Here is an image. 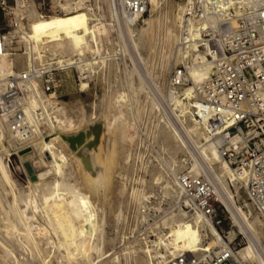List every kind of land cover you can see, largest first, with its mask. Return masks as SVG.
<instances>
[{
  "label": "bare ground",
  "instance_id": "obj_1",
  "mask_svg": "<svg viewBox=\"0 0 264 264\" xmlns=\"http://www.w3.org/2000/svg\"><path fill=\"white\" fill-rule=\"evenodd\" d=\"M104 1L109 4L108 17L114 20L115 24L123 23L129 29L139 28V37L144 36L150 30L152 25L150 18L141 15L126 20L120 9V0ZM160 1L162 0H147L146 9L149 12V17L159 8ZM185 1L178 0L176 4L177 12L173 23L177 26L178 33L183 19ZM215 1L212 10L214 18H230L239 12L249 0ZM56 3L64 10V13L40 16L32 5L27 8L22 13V20L25 17L27 24L20 21L13 32H8L11 38L15 37L13 33L18 34V42H22L27 50L29 49V55L31 52L38 53L40 49L48 47L64 55L68 60L74 59L75 63L82 62V64L76 65L81 71L89 69L93 71L96 65L98 67L107 65V62L112 59L107 58L109 56L100 55L99 45L102 37L108 34L110 21L108 23L100 18H92L87 9L81 6L70 7L69 0H56ZM98 3L97 8H99ZM5 22L7 24L11 22L8 15ZM138 22H141L142 25L139 26ZM206 26V20H201L191 26L189 43L185 50L180 45V38L176 31L174 29L167 31V37L170 39L168 40L174 47L173 62L179 59L183 60L187 68V77L190 80V85L182 87L178 92H172L171 98L169 97L187 137L184 139L170 121H161L163 118L159 117L160 121L156 123V132L162 139L160 147L168 149L173 158L170 162L171 174L168 171L169 166H167L168 170L157 174L155 180H163L164 193L175 201L179 196L175 173L183 167L181 162L176 160L175 154L179 151H186L192 162L189 171L197 174L204 171L205 174L211 176L222 203L230 213L233 226L237 228L238 234H243L247 239V242L238 250L239 260L242 264H264V245H262L264 242V221L256 214L252 215L250 210L242 211V206L237 205L233 194V190L237 192L239 184L244 185L245 176L242 173L236 176L220 157L215 146L208 139L207 122L205 119H198L195 109L192 108L194 105L197 106V88L208 79L213 71L212 63L205 54V48L197 47L193 42L191 43ZM3 39L4 47L0 53V91L5 79L15 73L13 59L10 58L12 54L7 49L10 39L6 35L3 36ZM170 56L172 55L170 54ZM30 63L29 60L28 64ZM133 73L124 66L116 78V86L111 93L105 97L104 95H95V99L91 102L88 100V103L79 110L77 119H73L66 113L65 107L61 105L62 101H56L53 95L43 93L39 83L34 82L28 95L27 110L29 112L34 109L41 110L42 119L37 121L27 113L29 122L34 125L35 134L27 142L20 141L0 121V184L3 185L2 187L0 185V264H99L101 260L103 261L115 252L103 249L102 226L104 225L98 216L95 202L91 201L88 192L83 191L78 184L71 183L69 180L73 176L72 167L64 147L70 146L68 138L77 135L76 133H79V130L81 131L86 124H90V127L87 125L89 128L85 127V131L81 132H85L87 140H83V144H81L85 145L84 148L87 146L89 151L94 150L95 140H99L100 137L105 138L107 130L113 126L117 128L122 141L128 140L125 133L134 128L132 117L136 110V100L133 98L137 93L145 90L142 77L137 73L138 76L134 82ZM179 78L180 72L175 70L174 84L178 83ZM87 87L86 81H80V92L87 90ZM103 105L109 108V110L107 108L110 113L109 117L99 115V107H103ZM152 108L156 110L157 107L154 105ZM99 127L101 131H104V134H99V138L96 135L97 139H94L95 134L92 137V132L97 128L99 130ZM44 130L49 131L46 135L50 136L48 140L43 135ZM85 134L82 135L85 136ZM85 137L82 138L85 139ZM188 140L190 144L192 143L197 155H195L194 149L188 146ZM81 144L79 145L81 146ZM78 147L77 145L74 149L76 150ZM11 148L17 150L29 180L23 194L17 195L18 192L16 194L11 190L10 196H8L9 194L5 193L4 184V181L7 183V180H5L1 169V163ZM74 149L71 152H75ZM83 151L85 152V149ZM74 155L75 153L73 157L76 156ZM86 155H88L87 176L90 179L85 181L90 188V186L95 187L104 181V176L96 165L97 160L94 153L89 152ZM130 157L131 155L127 151L123 160L127 162ZM106 182L109 185V181ZM130 192L131 195L137 196L139 199L147 198L143 190L132 188ZM162 222V227L168 229L156 235L157 239L152 242V248L145 245L143 248L135 245L126 247L125 245L124 249L133 254L135 261L141 260L144 264H162L159 259L161 256L195 252L217 244L218 238L223 239L220 232L210 223L204 225L200 224L197 219H188L183 210H176ZM235 235L236 232L231 229L226 236L232 240ZM20 252L25 254V258L22 257L23 255L20 256ZM138 252H143L144 256H140ZM116 263H118V256L114 255L111 264Z\"/></svg>",
  "mask_w": 264,
  "mask_h": 264
},
{
  "label": "built area",
  "instance_id": "obj_2",
  "mask_svg": "<svg viewBox=\"0 0 264 264\" xmlns=\"http://www.w3.org/2000/svg\"><path fill=\"white\" fill-rule=\"evenodd\" d=\"M98 0H69V6L86 8L92 18L98 19ZM215 0H186L183 19L179 27L180 45L187 49L189 31L193 24L207 21L193 42L205 48L213 71L197 88L196 104L192 106L198 119H205L206 133L220 157L238 176L244 174L245 197L250 209L264 221V0H249L230 18H214ZM40 16L64 13L55 2L46 5L44 0H0V12L11 22L0 26V53L4 47L3 36L7 27L16 29L18 23L27 24L22 13L30 6ZM147 0H120V9L127 20L145 14ZM29 54V52H28ZM31 63L26 68L8 76L0 91V121L20 141H29L34 125L27 113L41 121L39 109L27 110L28 95L33 83L38 82L43 93L55 98L61 89V77L76 71L75 60L44 47L31 52ZM87 73L91 70H84ZM180 78L187 68L179 70ZM84 78V77H83ZM44 130L43 134H45ZM179 196L176 210H183L188 219L200 224L210 223L219 232L217 244L195 252H181L175 256H161L162 264H242L238 250L243 246V234L227 238L223 224L233 226L230 213L221 201L210 175L202 171H186L176 176ZM236 203L237 200H236ZM168 228L162 227L160 231ZM151 231L153 237L154 232ZM239 237V238H238ZM146 240V246L152 245Z\"/></svg>",
  "mask_w": 264,
  "mask_h": 264
},
{
  "label": "rangeland",
  "instance_id": "obj_3",
  "mask_svg": "<svg viewBox=\"0 0 264 264\" xmlns=\"http://www.w3.org/2000/svg\"><path fill=\"white\" fill-rule=\"evenodd\" d=\"M37 1L41 0H33L34 5H36ZM44 2L46 5H49L50 3L54 4L56 0H44ZM98 2V18L108 23L110 21L111 24V26L108 24V34L105 37L103 36V41L101 40L100 42V55L104 57L109 56L107 58H111L112 60L108 61L105 66L101 65L98 67L96 65L95 70L89 73L77 68L74 72L62 75L61 89L56 97V101H62L63 104L61 105L65 107L66 113L73 119H77L79 110L88 103V100L91 102L95 99V95H104L105 97V95L111 93L116 86V78L124 66L134 72V82H136L138 74L142 77L145 90L137 93L133 98L136 100V110H134L132 117L134 128L129 129L125 133V137L128 138L127 141L121 140L120 134L115 126L107 130L105 138H101L99 134H104V131H101L99 127L100 131L97 128L94 130L95 132H92L93 135H91L93 137L95 134L94 139H97V135L98 138L100 137V141L98 139L95 140L96 144L93 145L94 150L92 151H89V148L86 146L88 149L86 151L87 149L84 148L85 145L82 146V144L83 140H87V136L85 132H81L85 131L84 128L87 125H90L86 124L81 131L79 130V133H76H82L86 136L82 135L85 139L82 138V141L79 143H82L81 146L76 144L73 148L68 145L64 147L69 164L72 167L73 176L69 180L71 183L75 182L78 184L83 191L88 192L91 201L93 203L95 202L98 216L102 219L104 225L102 226L104 235L103 249L104 251H115L111 256L105 258L103 261L101 260L99 264H111V259L114 255L118 256V263L116 264H144L141 260L135 261L133 254L124 249L125 245L126 247L135 245L136 247L143 248L146 246V240L150 239L155 241L157 239L156 235L162 233L160 231L163 223L162 220L169 217L171 213L176 212V200L173 201L169 195L164 193L162 188L163 180H155L157 174L160 172L169 169L168 171L171 174L170 162L171 158H173L172 153L168 149H162L160 147L162 139L156 132V123L160 121L159 117L161 116L163 118L161 121H170L184 139L187 137L177 117V111L172 101H170L172 92H178L182 87L190 85L187 74L181 76L178 83L174 84L173 82L175 70L185 67L182 59L178 58L179 60H176V63L173 62L174 47L171 41L169 42V37H167L168 29H174L179 35L178 28L173 23L174 16L177 12L176 4L178 0L160 1L159 8L150 14V17L148 16V10H146L143 17L150 18L152 25L150 30L146 32L148 34L142 37H139V28L129 29L123 23L115 24V21L108 17V2L104 0H98ZM112 22H114L113 25ZM138 23L139 26L142 25L141 22ZM0 26H5V19L1 12ZM14 30V28L7 27L4 30V34L10 39V43L7 44V49L12 54L10 58L13 59V69L16 73L26 68L29 60H31V55L26 54L29 49L27 50L22 42H18V34L13 33L15 37L11 38L8 32H13ZM84 73L86 74L84 75ZM80 81H86L88 83L87 90L83 92L79 91ZM154 105L157 107L156 110L152 108ZM103 107H99V115L109 117V108L104 105ZM47 133L49 131H45V134H43L46 140L50 138V136H46ZM187 143L191 149H194L189 140ZM77 145L79 147L77 148L78 150L76 149V152L74 148ZM110 145L111 148L113 146V150L110 148ZM80 147L85 149V152ZM73 149L75 152H71ZM127 151L131 157L125 162L123 156ZM193 151L197 155L195 149ZM89 152L94 153L97 160L96 165L104 176L103 183H100L101 187L104 182L109 181V185L106 182L107 184L105 183L106 186L104 184L102 190L100 184H97L99 186H93L94 188L92 186L88 188L89 185L85 181L90 179L87 176L88 155H86ZM72 153H75L76 156L74 155L75 157H73ZM175 158L183 165L175 173L176 178V175L189 171L192 162L186 151L177 152ZM167 166H169L168 169ZM1 169L5 175V180H7V183L4 181L6 187L5 193H8V196H10V191L12 190L16 194L18 192L17 195L23 194L28 186L29 177L20 162L17 150L15 151L14 148L10 149L8 155L4 157L1 163ZM0 185L1 187L3 186L2 184ZM239 185L237 192L233 190L235 199L238 202L237 205L242 206V211L247 212V210H250L252 215H255L246 200L243 184ZM132 188L143 190L147 198L139 199V197L131 195L130 191ZM221 228L225 231L232 229L238 234L237 228L234 226L229 227V223L223 224ZM150 230L154 232V236L147 238V236L151 235ZM242 240L244 244L247 242L246 238H242ZM262 245H264V242H262ZM149 247L152 248V246ZM17 252L19 254V251ZM138 253L140 256H144L143 252ZM20 256L25 258L23 252Z\"/></svg>",
  "mask_w": 264,
  "mask_h": 264
},
{
  "label": "water",
  "instance_id": "obj_4",
  "mask_svg": "<svg viewBox=\"0 0 264 264\" xmlns=\"http://www.w3.org/2000/svg\"><path fill=\"white\" fill-rule=\"evenodd\" d=\"M81 140H82V134H77L76 136L68 138V142L70 143L71 148H73L76 144H79Z\"/></svg>",
  "mask_w": 264,
  "mask_h": 264
}]
</instances>
